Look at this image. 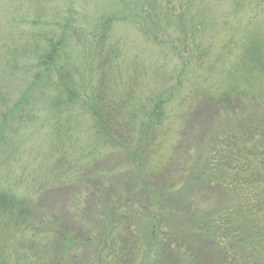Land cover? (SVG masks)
I'll return each mask as SVG.
<instances>
[{"label":"trees","instance_id":"16d2710c","mask_svg":"<svg viewBox=\"0 0 264 264\" xmlns=\"http://www.w3.org/2000/svg\"><path fill=\"white\" fill-rule=\"evenodd\" d=\"M223 2L224 33L182 61L181 72L197 69L203 86L139 94L138 70L128 99L109 84L100 54L90 102L76 112L79 85L59 61L62 42H36L31 83L0 108V264H119L125 248L123 264H264V0ZM38 89L42 100L32 96ZM175 102L214 111L198 138L166 124ZM42 113L51 118L39 139L49 153L31 146L35 161L9 162L7 145ZM167 131L157 159V136ZM61 187L86 199L75 209H108L93 235L98 250L87 251L60 218L34 216L42 194Z\"/></svg>","mask_w":264,"mask_h":264},{"label":"rangeland","instance_id":"374dc122","mask_svg":"<svg viewBox=\"0 0 264 264\" xmlns=\"http://www.w3.org/2000/svg\"><path fill=\"white\" fill-rule=\"evenodd\" d=\"M227 6L223 0H0V108L18 100L28 88L34 75L31 65L37 59L32 47L46 38L62 42L59 61L68 66L79 85L81 103L76 112L90 102L100 54L109 84L115 83L119 93L127 90L128 99H133V78L138 70L144 71L142 77H137V83L142 85L138 87L139 94L147 95L154 89H166L179 82L184 89L203 86L205 78L197 69L189 66L187 70V65L186 71L181 72L182 61L189 57L195 60L199 49L216 42L224 33L222 23ZM103 29L108 30L107 35L102 33ZM99 39L103 40L101 45ZM47 80L42 82L45 91L53 86L55 76ZM40 90L32 92L34 100H42ZM179 104L175 102L174 109L170 105L167 119L174 122L170 120L166 124L174 132L180 125L178 135L184 132L198 138V132L214 111L206 106L195 109L192 103L176 110ZM41 116L40 124L28 128L23 138L12 139L14 143L7 145L5 153L9 162L19 159L20 165L33 162V155L25 149L31 146L41 156L49 153L48 143H40L39 139L43 131L47 133L51 118L44 113ZM157 137L163 143L155 146L154 157L158 159L170 136L167 131ZM116 158L102 163L103 167L118 163ZM122 159L125 161V157ZM76 194L77 190L70 187L43 193L38 209H33L34 216L60 218L69 230L86 240L87 251H96L100 243L93 235L106 222L108 209H75L86 202ZM126 250L120 252L119 264L125 261ZM210 254L213 258L214 252ZM78 256L79 262L85 260L83 254Z\"/></svg>","mask_w":264,"mask_h":264}]
</instances>
